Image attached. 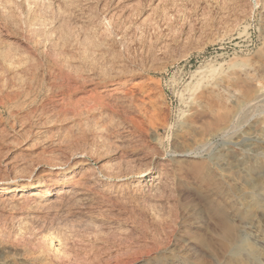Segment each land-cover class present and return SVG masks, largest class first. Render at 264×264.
<instances>
[{"label":"bare ground","instance_id":"6f19581e","mask_svg":"<svg viewBox=\"0 0 264 264\" xmlns=\"http://www.w3.org/2000/svg\"><path fill=\"white\" fill-rule=\"evenodd\" d=\"M104 1L6 0V3H15L17 13L0 2V108L1 113L6 111L18 119L12 124L15 129L14 139L21 143V140L24 141L32 133L45 137V133L53 125L68 120H71L69 127H78V123L84 119L105 120L102 125L99 123L102 127L105 126V134L99 130L72 135L71 142L77 146L76 149L69 152L64 161L53 160L55 163H52L50 170H46L45 163L42 164L40 160L34 169L40 178H37L34 185H31L33 177L24 174L26 171L20 178H0V201L6 199L10 202L8 197L11 196L15 200L18 199L17 202L32 206V219L40 222L42 227L45 223H41L46 214L53 212L49 216L56 219L55 227L51 230L42 231L37 228L34 240L36 254L28 257L24 263L48 264L56 260L62 264H130L133 260L131 256L138 248L141 250L152 246L147 243L146 238L150 228L163 225L170 231L172 227L176 228L183 223L181 209L182 195L185 194L182 193L180 167H176L173 160H169L165 154L155 150L137 170L131 169L132 160L126 158V163L123 162L124 158L120 159L127 152L124 150L126 146L128 148L133 143L145 141L148 135L156 108L148 99L143 98L144 95L139 96L137 92L147 89L142 73L153 65L148 66L142 62L132 67L125 65L122 58H119L123 52L109 44L108 37L103 34L104 25H108V22L120 42L135 40L133 33L137 35L139 31L138 44L145 48L149 41L145 33L164 28L162 21L167 15L166 9L176 7L178 2L151 0L146 6L143 4V7H138L136 0ZM164 1L166 2L163 3ZM186 1L184 3H187ZM92 6H95L94 9ZM173 13L170 14L174 17ZM132 42L131 45L135 43ZM150 60L152 61V58ZM44 68L48 69L53 78L48 86L44 85L45 80L40 77V70ZM73 71L77 74H73ZM44 88L47 96L43 106L28 109L27 107L37 100L39 93L45 91ZM226 124L227 118L220 116L215 128L224 129ZM69 129L71 128L67 130ZM52 130L55 131L53 128ZM49 138L46 136L47 140ZM101 138L106 140L103 146L97 144ZM65 140L64 138V143H67ZM59 141L61 143V138ZM10 142L14 143V140ZM54 143L51 141L47 145L44 144L45 146L41 145L42 152L45 153L44 148H54L57 144ZM56 148L57 151L62 150L61 146ZM65 149L67 150V147ZM106 149H112L116 158L120 156L115 164L122 160L121 163L125 165L112 166L113 163H106ZM28 150L29 147H26L20 152L24 160L28 159V156L33 158V153ZM17 155L9 156L6 163H3L4 169L14 172L16 176L19 174L16 166V160L19 159L16 158H20ZM30 162L26 164H32ZM133 177L135 179L132 180ZM172 208L175 210L174 223L168 221ZM22 219H18L16 227L13 228L12 237L18 238L19 241L27 237L25 227L29 229L26 225L31 223V220ZM74 220L76 225L78 220L81 222L78 227H81V231L84 230L82 235L78 233V228L75 230L76 226L74 229L69 227L75 232L66 229ZM31 226L33 225L30 224V228ZM37 226L39 227V224ZM0 231L3 232L1 228ZM134 238L138 240L135 242L138 248L130 245ZM145 243L149 245L146 246ZM140 250L139 254L142 253Z\"/></svg>","mask_w":264,"mask_h":264},{"label":"rangeland","instance_id":"374dc122","mask_svg":"<svg viewBox=\"0 0 264 264\" xmlns=\"http://www.w3.org/2000/svg\"><path fill=\"white\" fill-rule=\"evenodd\" d=\"M175 1L179 3L175 9H166L167 15L162 21L164 28L156 29L157 32L150 30L151 34L145 33L149 37L145 48L138 44L139 31H136L137 35L133 33L135 40L132 39L137 44L130 40L128 43L120 42L117 41L118 36L113 32L112 25L109 22L108 25L106 23V26L104 25L103 34L108 37L107 42L123 52L119 58H122L125 65L132 67L139 62L148 66L153 65V68H146L142 73L146 79L147 89L138 91L137 94L144 95L143 98L154 104L156 118L152 119L146 140L133 143L128 148L126 146L124 148L126 154L122 158L119 157L122 160L124 158L123 162L126 163L127 159L132 160L131 169L137 170L154 150L165 154L169 160H173L176 167H180L182 193L185 194L182 195L181 209L183 223L176 228L172 227L170 231L163 225L150 228L146 238L147 243L152 246L145 249L140 250L136 245L138 240L132 239L133 243L130 245L138 249L133 253L136 259L131 254L133 260L130 264H264V0H185L187 3H184V0ZM0 2L12 12L13 10L16 12L15 3H6V0ZM150 2L151 0H136V5L143 7V4L146 6ZM92 7L94 9L95 6ZM170 13H173L174 17ZM165 20L167 22H164ZM45 69L40 70V77L45 80L44 85L48 86L53 78L48 69ZM73 72L77 74L76 71ZM44 90L39 93L34 104L27 107L28 109L43 106L47 96L46 88ZM78 98L77 96L76 99ZM1 112L2 108H0L2 131L0 178H20L27 174L26 176L33 177L31 185L40 178L39 173L34 172L40 160L42 164L45 163L46 170H50L52 163L64 161L65 157L76 149L77 146L71 142L72 135L88 131L105 132V126H101L105 120L84 119L78 123V127H69L71 120H68L53 125L48 129V134H44L45 137L32 133L18 143L13 137L15 129L12 127L13 122L18 119L6 111ZM220 116L227 118L226 128L216 130L215 126ZM67 127L71 129L67 130ZM46 136L50 137L49 141ZM12 138L13 144L10 142L13 141ZM64 138L67 143H64ZM103 139L101 138L97 144L100 143L101 146L106 144V140ZM47 141L57 144L54 148L53 146L44 148L43 153L41 145H47ZM57 146H61L62 150L57 151ZM26 147L33 153L31 154L33 158L28 156V159L24 160L20 152ZM80 147L82 145L78 146V149ZM105 152L108 153L104 156L106 163H113L112 166L125 165L121 163L122 160L114 163L118 162L119 157H115L112 149ZM16 154L20 157L16 158L19 159L16 160L19 173L17 176L14 172L5 170L3 166L9 156ZM20 159L23 162H20ZM27 160L32 164H26ZM25 171L27 173L23 174ZM9 197L10 202L6 199L0 201L3 203H0V212L3 213H0V226L3 224L0 227L3 231H0V264H29L24 262L36 254L34 240L37 228L42 231L51 230L55 227L56 219L53 220L49 216L53 212L46 214L45 220L41 223H45L42 227L40 222L32 219L34 213L32 206ZM13 204L16 207L21 205L22 208L19 206V210V207L16 208ZM173 213L174 208L171 210L172 216H167L169 222L173 221L171 223L175 221ZM20 218L25 219L24 221L31 220V223L28 222L29 225H26L31 230L25 227L27 237L21 241L13 238V228ZM75 221H71L75 225L69 223L70 226L66 228L67 222L64 228L72 232L78 228V233L82 235L84 230L81 231V227H78L81 222L78 220L76 225ZM30 224L33 225L31 228ZM74 226L76 227L73 231ZM156 228H159L158 231ZM2 233L4 234L1 238ZM145 245L148 246L146 243ZM139 250L143 254L140 255ZM48 264L62 263L52 260Z\"/></svg>","mask_w":264,"mask_h":264}]
</instances>
